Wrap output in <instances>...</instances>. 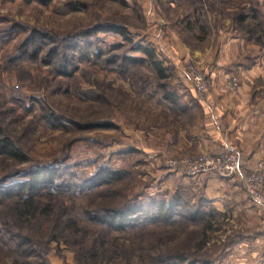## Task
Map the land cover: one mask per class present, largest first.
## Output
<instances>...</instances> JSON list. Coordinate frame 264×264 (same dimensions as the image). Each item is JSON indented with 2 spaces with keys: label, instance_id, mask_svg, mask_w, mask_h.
Returning a JSON list of instances; mask_svg holds the SVG:
<instances>
[{
  "label": "rangeland",
  "instance_id": "1",
  "mask_svg": "<svg viewBox=\"0 0 264 264\" xmlns=\"http://www.w3.org/2000/svg\"><path fill=\"white\" fill-rule=\"evenodd\" d=\"M166 14L187 43L216 54L223 34L248 40L252 18L264 24V0H0V138L22 154L0 152V264H264V208L240 179L218 187L217 175L187 174V160L209 154L199 140L207 98L187 64L203 70L210 91L218 80L230 91L233 76L241 88L242 72L161 57L152 37ZM111 24L152 44L168 78L127 63L143 55L99 30ZM263 75L251 77L261 100ZM163 84L177 104L162 98ZM40 171L56 172L55 183L21 217L18 184ZM163 205L169 214L157 218ZM121 209L154 218L106 217Z\"/></svg>",
  "mask_w": 264,
  "mask_h": 264
},
{
  "label": "crops",
  "instance_id": "2",
  "mask_svg": "<svg viewBox=\"0 0 264 264\" xmlns=\"http://www.w3.org/2000/svg\"><path fill=\"white\" fill-rule=\"evenodd\" d=\"M170 7L175 6L170 3ZM159 21L164 26L160 33L152 37V42L158 47L161 57L168 55L179 61L196 60L215 71L242 72L243 79L238 93L226 90L225 81L218 80L213 84L206 101L201 104L204 135L199 138L200 149L209 154H218L224 148L234 146L240 154L242 167L253 170L257 162L264 159V100L257 97L256 91L253 92L256 83L251 77L258 71H264V49L249 38L232 36L227 32L221 37L225 42L220 52L214 54L213 49L187 43L185 36L178 30L181 21L176 22L168 14L161 15ZM217 54L218 59L213 58ZM262 77L264 86V75ZM211 183L227 187L229 181L212 176Z\"/></svg>",
  "mask_w": 264,
  "mask_h": 264
},
{
  "label": "trees",
  "instance_id": "3",
  "mask_svg": "<svg viewBox=\"0 0 264 264\" xmlns=\"http://www.w3.org/2000/svg\"><path fill=\"white\" fill-rule=\"evenodd\" d=\"M239 21L241 23L246 22L247 17L245 15H241L239 17ZM253 19V24L251 26H254V28H250V25H246L245 27V32L248 36L249 39H256V42L258 44H261L263 47V43L262 41L263 38L262 36L257 35V33L255 32L256 28L257 29H261L262 33H264V24L259 21L257 18H252ZM100 31H111L114 32L116 34H119L121 36H123V38L131 44L132 46V51L134 52H139L142 53V57L141 58H132V57H125V61H127V63L129 64H136V63H147L149 65H151L152 68H154V70L156 71V76L160 81H164L165 79L168 78L167 74H166V68L163 64V62L159 59L158 54L156 52L155 47L150 44V43H144V42H135L132 38H130V33L128 32V29L124 26L121 25H108L106 27H101L99 28ZM112 62H114V60H112ZM161 88L163 89V96L162 98L165 99L167 102H169L170 104L172 103L177 104L178 100L175 97V94H173L168 86H166L165 84H163L161 86ZM0 152L6 155H9L10 157L13 158H20L21 157V152L19 151L18 148H16L14 146V144L6 137L0 138ZM108 174H104V175H100L99 178L101 180L104 181H108L109 178L111 177V175ZM56 177V172L54 171H50V172H34L31 175L30 180L26 181V182H22L18 184V189H20L21 191L18 194V208L21 210L19 213H21V217L22 215L24 216H28V215H32V213H34L37 208H36V204H35V197L36 194L38 193H42L43 189L45 187H50V185H54L55 181L54 178ZM24 192H27L26 194ZM33 194V195H31ZM9 195V194H6ZM160 212H158V216L157 218H165V216H167V214H169L168 212H165V206L163 205L160 208ZM140 212V213H139ZM165 215V216H162ZM136 216H138L141 219H153L154 217L152 216V213H150V211H144V209H140L139 211H131V210H118V211H109L108 215L106 217H108L110 219V221L112 222H117V223H126L127 221L135 218ZM204 242H202L203 245ZM183 259V258H182Z\"/></svg>",
  "mask_w": 264,
  "mask_h": 264
},
{
  "label": "built area",
  "instance_id": "4",
  "mask_svg": "<svg viewBox=\"0 0 264 264\" xmlns=\"http://www.w3.org/2000/svg\"><path fill=\"white\" fill-rule=\"evenodd\" d=\"M187 70L197 96L207 98L210 84L206 74L194 62L187 64ZM226 87L232 92H237L240 88L239 77L233 76ZM186 163L189 177L217 175L223 178H239L245 192L264 208V159L258 161L253 170L244 169L238 150L229 146L218 154L200 155L187 160Z\"/></svg>",
  "mask_w": 264,
  "mask_h": 264
}]
</instances>
